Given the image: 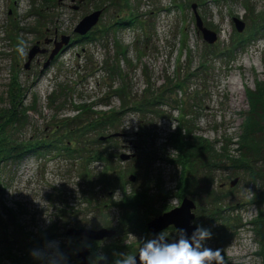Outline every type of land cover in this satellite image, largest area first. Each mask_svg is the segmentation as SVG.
<instances>
[{
    "label": "rangeland",
    "instance_id": "1",
    "mask_svg": "<svg viewBox=\"0 0 264 264\" xmlns=\"http://www.w3.org/2000/svg\"><path fill=\"white\" fill-rule=\"evenodd\" d=\"M246 5L255 13L246 10ZM192 6L203 26L216 34L214 43L208 44L198 32ZM95 8L100 9V14L90 30L102 31L89 41L64 46L43 67L54 41H59L61 35H69V41L74 38L78 21ZM263 11L264 0H0V110L8 107V87L12 77L17 76L26 89L24 104L32 106L21 138L53 143L0 169V252L15 243L19 248L31 244L38 249L49 244L51 264H60L63 257L67 258L66 264H79L74 255L86 246L93 264L104 246L109 264L114 253L137 251L142 237L133 232L126 235L118 226L121 214L113 203L121 201L122 191L112 185L101 186L102 180L95 179L93 187L82 174L84 162L77 160L81 151L68 155L64 141L78 136L86 145L92 144L100 136L89 125L93 112L121 106L110 85L117 88L123 80L115 78L113 82L105 71V62L115 64V41L126 47L127 58L134 62L128 65L121 58L118 62L130 104L143 91L146 94L147 76L157 85L168 82L179 66L178 53L183 52L185 43L190 56L183 52L180 66L190 63L196 69L206 56L210 72L193 77L186 92L178 93L183 99L181 109L196 115L195 139L210 141L216 154L222 153L208 155V160H219L215 165L207 162L206 168L211 171L205 172L199 163L194 179L190 177L195 184L190 188L194 195L185 197L196 205L191 223L212 232L206 246L221 249L224 264H264V238L257 235L253 224L264 218V203L257 200L264 198V89L258 88H264V35L261 29L257 31L264 18L259 22L255 19V14ZM131 15H137L131 26L114 24ZM234 17L245 23L241 32L234 26ZM250 30L254 38L249 37ZM21 39L26 55L17 51ZM238 42L241 46L230 54L228 46ZM34 45L45 52L35 54L25 68L28 50ZM163 103L157 116L143 119L129 111L108 128L119 138L113 150L118 160L113 162L108 176L113 179V168L120 179L135 176L134 181L128 180V193L130 185L136 189L147 187L149 205L136 213L138 221L151 220L163 206L180 204L175 197L158 196L160 189L176 192L180 173V168L169 162L175 151L167 141L168 134L178 126V109L172 107L171 97L164 96ZM253 108L255 111H251ZM249 110L256 115L252 131L249 124L253 120L246 122ZM66 118L79 122L80 129L75 134L68 135L61 126L67 124ZM246 126L255 141L248 171L226 159L238 156L236 149ZM121 154L133 157L122 161ZM194 158L202 163L207 160L204 153H196ZM102 168L95 162L89 172L99 174ZM215 194L222 199L217 209H226L220 211L224 215L220 217L221 224L211 227L206 218L198 215L205 214L201 209H206L203 205ZM99 225L110 226L106 229L114 230V235L87 243L93 240L66 234L69 228L98 229ZM163 232L171 240L176 236L170 227ZM32 239L36 242L32 243Z\"/></svg>",
    "mask_w": 264,
    "mask_h": 264
},
{
    "label": "trees",
    "instance_id": "2",
    "mask_svg": "<svg viewBox=\"0 0 264 264\" xmlns=\"http://www.w3.org/2000/svg\"><path fill=\"white\" fill-rule=\"evenodd\" d=\"M95 9L97 10L98 8ZM245 9L255 13V11L253 9H250V7L247 5L245 6ZM136 17L137 15L122 17L119 20H116L114 24L131 26L134 23V19H136ZM263 18L264 11L257 12V14H255V19L258 22ZM260 29V33L264 35V24L259 25L257 31ZM101 31L102 29L98 28L97 30L90 31L84 36L76 35L74 38H72L71 43L89 41L92 36ZM249 32V37L254 38V32H252V30H250ZM240 46L241 44L240 42H238L236 44L228 46L227 49L230 54H235ZM181 50L184 53H188L190 56L185 43H183ZM126 52V47L122 46L120 42L115 41V55L118 58L116 57L115 64H113L111 60L109 63L105 62V64L107 65V69L105 71L108 72L107 74L112 78L113 82L115 81V78H120L121 80H123L121 81V84L117 86V88L113 89V84L110 85L113 94L117 95L119 100L122 102L121 106L118 109L108 110L107 112H93V119L91 120L89 125H91L90 127L94 130V132L100 133V136L93 140L94 142L92 144L86 145L85 141L82 140L83 138L81 139V137L74 136V139L65 138V144L63 148L68 152V155H70L71 152L76 153L78 151H81V153L77 157V160H82L84 162L82 174L88 177V181L93 187L95 186V184H97L95 183V180H102V184L98 182L101 186L112 185L122 191L121 201L113 203V206L117 207L121 214L120 223L118 224V226L125 231L126 235L133 232L139 234L142 239H146L151 238L152 234L146 229L147 221L145 219H143L142 221H138L136 213L149 205L146 189L147 187L142 186L140 187V189H136L133 187V185H130L131 192L128 193L126 192V186L127 184H129L128 180L120 179L117 176L116 170L114 168L112 172L113 179L111 178V176H108L109 174H111L113 162L118 160V155L113 150L119 145V138L116 136V134L108 132V128L113 127L115 123L118 122L125 115V113L129 111L137 112L143 119H148L151 116L153 117L159 111H162L160 110V108L164 104V96L172 98V102L174 103V106L172 107L178 109V126L176 130L172 133H169L167 137L168 143L171 144L172 149L175 151V155L169 158V162L174 166L179 167L180 173L176 185V192L163 191L162 189H160L158 193V196L160 198L175 197L180 202L183 197L189 194L191 195L192 192H190V188L195 187V184L191 182L190 177L191 179H194L193 175L194 173H196L194 172V170L198 169L197 167L199 163L201 164V168L205 169V172H209L211 170L209 168H206L208 167L207 162L210 161L209 163L215 165L219 160H208V155L221 156L222 153L216 154L213 149L214 146L210 141L204 140V138L202 137H199L200 139L198 140L195 139L196 115L183 111L181 109L183 99L180 96H177L178 93L186 92L187 84L193 77L197 78L198 76L202 75L206 76L210 72V60H208L205 56L200 60L199 66L196 69H193L190 63H187L184 66H180V55L183 52L178 53L180 57L177 58L179 66L177 65L178 67H176L173 75L171 74V78H169L168 82L166 84L163 83L161 85H157L151 80L150 76H147L145 91L146 94L144 95L143 91L141 93V96L137 98L135 102H132V104H130L128 103V101L130 100V96L128 94L127 84H125L124 82L118 65L119 58H121V60H124L128 65L134 63L131 59L127 58ZM141 54L142 53L137 56L138 61H140ZM258 88L264 89L260 86H258ZM25 92L26 89L19 82L18 77L13 76L10 81L7 93L9 105L8 107L0 110V169L3 165L5 166L9 162L20 161L21 159L26 157V155L32 153L33 151H40V149L46 148L47 146H53V143L51 144V140H41L40 142H37L38 140H36L35 142H33V139L31 138H21L24 131L23 129L26 125V117L32 109L31 104H24ZM258 97L259 96L257 95L255 97L257 101H259ZM250 98L252 100V96H250ZM189 99L190 98H188L187 100L188 102H190ZM254 109L255 108L251 109V111H255ZM78 110L79 108H77V111ZM251 111L249 110V114L247 115L249 118L246 122H249L250 120L256 118V115ZM255 121L256 120L250 121L249 125L251 126V131ZM78 123L79 122L75 120V118H71L67 119V124H61V126L66 130V133H68V135H72L75 134V130L80 129V124ZM82 126L85 125L83 124L81 125V127ZM57 127H60V125H58ZM248 128L249 127L246 126V130H244V132L240 135L241 139L239 142V147L236 149V151L238 152V156L232 158L231 155H229L226 157L227 161L230 160L232 164H235L239 166L240 169L246 171L250 169L248 162L251 159L253 160L252 149L255 147V141L253 140L252 135L249 136ZM68 143H70L71 146L74 143V148H71ZM86 147L87 149H85ZM196 153H204V158L207 160H205L204 163H202L201 161L197 162L194 158ZM95 162L101 163L103 165V168L101 172H99V174L91 175V173L89 172V168ZM220 167L222 166H218V168ZM191 170H193V172ZM217 195L218 194L212 196L211 200L203 205L206 209L201 210H204L205 214H201L202 216L198 215L201 218H206L207 220L205 222L208 223L211 227L221 224L222 221L220 217L224 216L222 212L226 209L224 207L220 210L217 209V206H220L222 203V199H220ZM257 200L258 202L264 203V198H258ZM171 208V206H163L161 210H156L153 215H158ZM220 211H222L221 214ZM6 216L7 215L5 213V217ZM2 217L4 216L2 215ZM0 221L2 222L3 220ZM263 221L264 218L261 217L259 221L253 222V224L255 225L254 230L260 238H264L262 234ZM106 227L110 226H96V228L98 229ZM170 230L174 231L173 227H170ZM32 240V243L36 242V239ZM90 242L97 243V241H89L87 243ZM15 245L16 246H8V248H5L4 250H2V252H0V264H5L6 261L7 264H40L39 260L34 259L31 254L33 249H38V246L31 247V244H27L24 245L23 248H19L18 243H15ZM102 250L104 254L107 253L104 246H102ZM109 264H112V262Z\"/></svg>",
    "mask_w": 264,
    "mask_h": 264
},
{
    "label": "clouds",
    "instance_id": "3",
    "mask_svg": "<svg viewBox=\"0 0 264 264\" xmlns=\"http://www.w3.org/2000/svg\"><path fill=\"white\" fill-rule=\"evenodd\" d=\"M17 51L26 55V45L22 39L18 42ZM211 238L212 232L199 225L191 235L185 228L178 227L172 240L162 231L152 238L142 239L135 253H114L112 264H224L221 249L206 246V241ZM49 252V244H46L44 249H33L31 254L34 259H47L51 264ZM66 259L63 257L60 264H66ZM93 264H108L107 255L98 252Z\"/></svg>",
    "mask_w": 264,
    "mask_h": 264
},
{
    "label": "water",
    "instance_id": "4",
    "mask_svg": "<svg viewBox=\"0 0 264 264\" xmlns=\"http://www.w3.org/2000/svg\"><path fill=\"white\" fill-rule=\"evenodd\" d=\"M61 1V0H59ZM194 11L196 27L198 32L202 34L203 39L208 43L212 44L216 41V34L203 26L201 18L195 11V6H192ZM100 11H93L85 16H83L76 26L73 29V32L79 34L81 36L85 35L93 25L96 24L99 18ZM233 23L238 32H241L245 23L239 18L234 17ZM69 35H61L59 41H54V48L51 50L46 62L43 64V67L47 66L51 59L57 54L58 51L62 49L64 45H67L69 42ZM45 50L39 49L37 45L32 46L27 55V61L24 65L25 68H28L30 61L37 53H44ZM133 157V155L129 154H121L120 159L122 161H126L129 158ZM129 180L132 182L135 180V176H129ZM235 182H232L231 185H234ZM195 203L188 197H184L179 206L173 207L172 209L165 211L151 220H149L146 224L147 230L152 234H158L162 231H165L169 227H173L175 232L176 229L185 228L187 233L191 235L192 231L196 227V225L192 224V220L195 217L193 210L195 209ZM115 231L112 229L100 228V229H74L69 228L66 230V234L68 235H79L86 236L88 239L93 241H99L103 238H110L114 235ZM89 249L86 246H83L81 250L74 255L75 259L80 261V264H90L88 259ZM138 259V258H137Z\"/></svg>",
    "mask_w": 264,
    "mask_h": 264
}]
</instances>
